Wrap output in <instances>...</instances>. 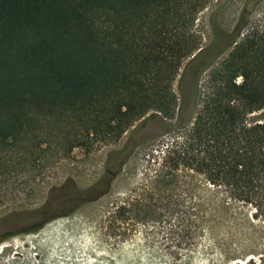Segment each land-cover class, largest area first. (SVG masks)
<instances>
[{"label": "trees", "instance_id": "trees-1", "mask_svg": "<svg viewBox=\"0 0 264 264\" xmlns=\"http://www.w3.org/2000/svg\"><path fill=\"white\" fill-rule=\"evenodd\" d=\"M211 1L0 0V182L11 179L18 164L31 169L41 157L116 142L150 111L170 116L183 61L211 55L216 38L236 37L256 6L245 0L234 30L216 28L197 52L202 40L195 20ZM213 59L201 67L208 74L196 85L190 127L177 124L161 149L170 170L160 172L158 184L181 168L191 170L264 223V117L249 120L264 109V30L244 34L221 61ZM157 163L158 157L152 170ZM157 191L118 206L111 227L165 207L177 221L167 247L184 241L192 252L199 222L189 219L183 202ZM7 199L1 187L0 205ZM162 216L157 212L159 223ZM180 232L181 241L175 239ZM168 255L173 264H186L183 253ZM229 264H264V254Z\"/></svg>", "mask_w": 264, "mask_h": 264}, {"label": "rangeland", "instance_id": "rangeland-1", "mask_svg": "<svg viewBox=\"0 0 264 264\" xmlns=\"http://www.w3.org/2000/svg\"><path fill=\"white\" fill-rule=\"evenodd\" d=\"M244 1L212 0L197 15L194 30L201 36V47L214 39L216 28L234 30ZM253 1L255 10L238 24L237 39L264 30V0ZM234 37L233 33L221 41L216 38L206 58L183 61L173 81L176 106L170 116L150 111L116 142L90 152L75 148L67 155L41 157L31 169L16 165L11 179L0 182V188L9 192V199L0 205V264H173L171 251L183 253L186 264H229L264 254V223L253 218L250 206L229 200L184 168L158 184L160 172L170 170L162 163L161 149L175 135L172 129L177 124L188 128L193 121L196 85L208 74L201 70L203 63L224 50L215 58L221 61L232 47L222 41ZM263 117L261 109L249 120ZM156 157L152 170L150 163ZM158 188L162 197L183 202L189 219L199 222L201 233L192 252L184 241L180 247H167L177 221L165 207H152L149 214L127 220L116 230L111 227L118 206L129 207L149 191L157 197ZM157 212L163 213V222L159 223ZM183 238L182 232L175 237Z\"/></svg>", "mask_w": 264, "mask_h": 264}, {"label": "water", "instance_id": "water-1", "mask_svg": "<svg viewBox=\"0 0 264 264\" xmlns=\"http://www.w3.org/2000/svg\"><path fill=\"white\" fill-rule=\"evenodd\" d=\"M237 36H238V35H237ZM237 36L234 37V38L232 39V41H231L228 45H226V47H229V46L233 45V44L236 42V40H237ZM202 49H203V47L199 48V49L197 50V52L201 51ZM223 51H224V50L219 51V52L215 55V58H217L220 54H222ZM197 52H195L191 57H194V56L196 55ZM215 58L213 59V61H215ZM213 61H212V62H213ZM202 71H203V70H202Z\"/></svg>", "mask_w": 264, "mask_h": 264}, {"label": "flooded vegetation", "instance_id": "flooded-vegetation-1", "mask_svg": "<svg viewBox=\"0 0 264 264\" xmlns=\"http://www.w3.org/2000/svg\"><path fill=\"white\" fill-rule=\"evenodd\" d=\"M229 43H230V42L225 41V40L222 41V44H224L225 46L228 45Z\"/></svg>", "mask_w": 264, "mask_h": 264}]
</instances>
